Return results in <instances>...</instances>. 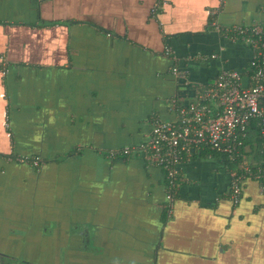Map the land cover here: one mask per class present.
Listing matches in <instances>:
<instances>
[{"label": "crops", "instance_id": "1", "mask_svg": "<svg viewBox=\"0 0 264 264\" xmlns=\"http://www.w3.org/2000/svg\"><path fill=\"white\" fill-rule=\"evenodd\" d=\"M154 2L0 0V264H264L256 180L234 205L227 162L195 155L169 202L160 168L107 156L171 98L246 67L224 28L264 27V0H167L152 17ZM165 47L191 84L168 76Z\"/></svg>", "mask_w": 264, "mask_h": 264}, {"label": "built area", "instance_id": "2", "mask_svg": "<svg viewBox=\"0 0 264 264\" xmlns=\"http://www.w3.org/2000/svg\"><path fill=\"white\" fill-rule=\"evenodd\" d=\"M167 0H155V17ZM224 0H220L221 5ZM219 8L211 11V25L218 28ZM230 43L246 46L251 57L242 71L221 69L214 82L197 85L187 102L169 100V118L150 121L145 139L136 146L107 152L110 159L138 156L147 166L160 168L166 180V195L173 200L180 178V166L193 156L225 157L229 164L228 198L237 205L243 181L256 180L264 187V27L235 25L222 30ZM162 54L172 60L168 76L176 83L191 84L189 71L180 68L171 48ZM216 56H195L189 60H209ZM252 141V142H250ZM36 160V159H35Z\"/></svg>", "mask_w": 264, "mask_h": 264}, {"label": "water", "instance_id": "3", "mask_svg": "<svg viewBox=\"0 0 264 264\" xmlns=\"http://www.w3.org/2000/svg\"><path fill=\"white\" fill-rule=\"evenodd\" d=\"M61 25H67V23H62ZM164 77H166V76H164ZM170 77V76H169ZM170 78H172V77H170ZM172 80L175 82V84L177 85V86H185V84H183V81L182 80H179L178 81V83H176V81L172 78ZM189 80H190V76H189ZM189 85V84H188ZM178 98H179V96H178ZM187 102V101H186Z\"/></svg>", "mask_w": 264, "mask_h": 264}, {"label": "trees", "instance_id": "4", "mask_svg": "<svg viewBox=\"0 0 264 264\" xmlns=\"http://www.w3.org/2000/svg\"><path fill=\"white\" fill-rule=\"evenodd\" d=\"M250 142H252V141H250ZM213 157H219V158H222L223 161H225V163L227 162V160H226L225 157H222V156H219V155H216V154H214ZM119 159H123V160H125L123 157H119ZM227 164H228V163H227ZM228 165H229V164H228Z\"/></svg>", "mask_w": 264, "mask_h": 264}]
</instances>
